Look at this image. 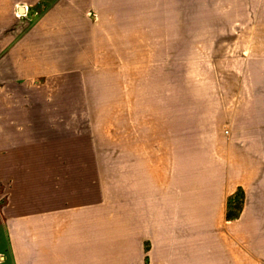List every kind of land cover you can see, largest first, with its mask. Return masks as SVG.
<instances>
[{
    "label": "rangeland",
    "instance_id": "374dc122",
    "mask_svg": "<svg viewBox=\"0 0 264 264\" xmlns=\"http://www.w3.org/2000/svg\"><path fill=\"white\" fill-rule=\"evenodd\" d=\"M104 13L73 66L88 112L77 129L56 123L95 153L94 224L47 246L32 226L18 263L264 264V0H111ZM246 181L250 225L227 223L222 204Z\"/></svg>",
    "mask_w": 264,
    "mask_h": 264
},
{
    "label": "crops",
    "instance_id": "0c3cea01",
    "mask_svg": "<svg viewBox=\"0 0 264 264\" xmlns=\"http://www.w3.org/2000/svg\"><path fill=\"white\" fill-rule=\"evenodd\" d=\"M110 2L0 0V264H19L32 226L47 246L54 233L73 238L76 228L94 224L95 153L85 137L60 136L56 123L66 118L64 129H77L74 114L88 112L76 100L81 78L73 66L90 59L86 50L95 49L97 28L91 14L102 21ZM17 4L30 7L35 24L14 28ZM246 183L222 204L227 223L250 225Z\"/></svg>",
    "mask_w": 264,
    "mask_h": 264
},
{
    "label": "built area",
    "instance_id": "2783aa9c",
    "mask_svg": "<svg viewBox=\"0 0 264 264\" xmlns=\"http://www.w3.org/2000/svg\"><path fill=\"white\" fill-rule=\"evenodd\" d=\"M23 8V10H24V13H20L19 12V8ZM29 14H30V7L29 6H18L17 7V14H16V16L19 18V19H21V18H24L26 21L28 20L27 18H28V16H29ZM91 16H92V18H95L96 17V15H92L91 14Z\"/></svg>",
    "mask_w": 264,
    "mask_h": 264
},
{
    "label": "water",
    "instance_id": "95a60500",
    "mask_svg": "<svg viewBox=\"0 0 264 264\" xmlns=\"http://www.w3.org/2000/svg\"><path fill=\"white\" fill-rule=\"evenodd\" d=\"M21 10H23V8H19V12L21 11ZM24 25H26V20L24 19V18H21V19H19L18 20V22H17V24H15V29H18V28H20V27H23Z\"/></svg>",
    "mask_w": 264,
    "mask_h": 264
},
{
    "label": "bare ground",
    "instance_id": "6f19581e",
    "mask_svg": "<svg viewBox=\"0 0 264 264\" xmlns=\"http://www.w3.org/2000/svg\"><path fill=\"white\" fill-rule=\"evenodd\" d=\"M20 13H21V14L24 13V10H21Z\"/></svg>",
    "mask_w": 264,
    "mask_h": 264
}]
</instances>
